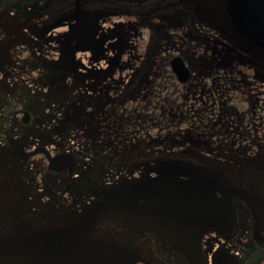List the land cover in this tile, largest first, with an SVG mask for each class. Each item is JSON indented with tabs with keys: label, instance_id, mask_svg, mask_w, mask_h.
Returning a JSON list of instances; mask_svg holds the SVG:
<instances>
[{
	"label": "flooded vegetation",
	"instance_id": "flooded-vegetation-1",
	"mask_svg": "<svg viewBox=\"0 0 264 264\" xmlns=\"http://www.w3.org/2000/svg\"><path fill=\"white\" fill-rule=\"evenodd\" d=\"M63 1L67 3L0 0V127L6 126L14 138L0 142V264H58L63 256L67 261L75 257L80 264H264V190L250 185L254 179L240 170L231 171L237 180L224 181L180 158L160 160L147 154L129 157L118 172L106 168L97 178L85 174L74 154V94L99 90L123 99L128 83L143 82L141 75L132 80L127 44L140 36L143 52L137 71H143L147 62L151 76L170 72L185 89L197 76L180 53L169 51L163 59L154 53L145 57L149 30L139 25L136 14L101 7L94 0ZM140 1L147 7L155 0ZM163 2L162 7L154 6L158 17L183 10L173 0ZM249 43L264 59V44ZM76 47L82 50L74 52ZM174 57L181 58L190 72L185 82L171 68ZM231 77L226 75L229 84L215 92L216 108L220 105L215 146L233 143L239 137V123L261 138L250 155L264 159V74L255 77L253 94L245 97L232 87L237 80ZM54 96L73 98L71 135L65 140L70 146L61 137L68 107H49ZM36 147L45 148L51 157L71 155V169L50 170L43 152L26 161L18 154L19 149ZM112 175L120 179L111 181ZM116 182L113 188L106 187ZM132 185L193 189L210 195L216 210L223 200L226 207L215 220L189 225L174 215L105 206L89 228L103 194ZM219 186L242 195L223 197L216 190Z\"/></svg>",
	"mask_w": 264,
	"mask_h": 264
},
{
	"label": "trees",
	"instance_id": "trees-1",
	"mask_svg": "<svg viewBox=\"0 0 264 264\" xmlns=\"http://www.w3.org/2000/svg\"><path fill=\"white\" fill-rule=\"evenodd\" d=\"M226 75L216 68L185 89L170 72L160 71L157 76L149 73L143 82L128 83L130 93L123 99L99 90L74 94V154L85 174L91 172L90 176L97 178L106 168L118 172L122 163L135 155L182 154L215 147L220 112L215 92L229 84ZM54 99L49 107H68L61 137L70 146L65 140L71 135L73 98ZM35 129L38 134L39 128ZM114 176L111 181L120 179Z\"/></svg>",
	"mask_w": 264,
	"mask_h": 264
},
{
	"label": "rangeland",
	"instance_id": "rangeland-1",
	"mask_svg": "<svg viewBox=\"0 0 264 264\" xmlns=\"http://www.w3.org/2000/svg\"><path fill=\"white\" fill-rule=\"evenodd\" d=\"M155 1L153 3L150 1L145 7L139 4L140 0H94L98 6L124 8L137 15L139 25L145 26L149 30L148 45L144 48L146 58L150 57L151 53L159 55L158 57L161 59L164 58L163 54L169 51L180 53L186 57L197 77H205L210 71H215L217 68L227 73L229 78L231 76V79L236 78L237 81L233 80L232 87L237 89L243 97L253 94L255 77L264 74V59L258 55L259 51L232 27L225 4V8H223L221 0H173V4H177L183 10L172 12L171 16L160 13V17L158 14H154V6L158 3L162 7L165 3L164 0ZM184 2L186 3L184 4ZM66 3L67 1L60 0V5ZM185 5H187V9H185ZM133 31L132 29L131 32ZM138 38L141 39L139 35ZM139 40L137 39L136 43L127 44V67L133 68L131 72L133 74L126 72V75L131 74L132 80L141 75L140 78L145 81L150 73V67L146 65L147 62L142 65L143 71L136 69L143 52L141 45H138ZM230 46H234L235 49ZM136 57L138 60H134ZM135 69L137 72H133ZM196 80L195 77L190 86ZM227 85L224 84V86ZM129 93L126 91L122 97H126ZM238 125L241 127L239 137L233 143L225 141L220 148L210 145L202 148L201 152L192 149L191 152L182 154H175L173 151L148 156L160 160L180 158L181 161L188 162L197 169H204L218 175L224 181L237 180L238 178H234L231 171L240 170V173L254 179L248 182L250 185H257L264 190V159L256 157L255 154L250 155L252 147L261 143V138L242 128V124L238 123ZM5 137L14 139L12 132L9 133L6 126L0 127V142ZM36 158L34 157V159ZM30 169L33 170L34 166H31ZM117 184L116 182L106 187L113 188Z\"/></svg>",
	"mask_w": 264,
	"mask_h": 264
},
{
	"label": "water",
	"instance_id": "water-1",
	"mask_svg": "<svg viewBox=\"0 0 264 264\" xmlns=\"http://www.w3.org/2000/svg\"><path fill=\"white\" fill-rule=\"evenodd\" d=\"M227 15L232 27L249 42L256 45L264 44V0H224ZM82 42H80L81 44ZM89 44L84 48H89ZM82 50L76 47L74 52ZM171 68L180 82H185L190 77V72L179 57H174L170 61ZM26 123L28 115L22 118ZM45 153L48 157V168L54 171L68 170L72 167V156L66 153L57 154L53 157L49 155L43 147H36L31 151L18 150V154L26 161L31 155ZM214 187L215 183H212ZM217 191L223 193V197L235 196L242 193L234 188L217 187ZM132 203V204H131ZM215 200L208 194H203L193 189H178L170 186L150 187L149 189H138L132 185L125 190L118 189L115 193L103 194L98 202L95 214L91 218L89 228L100 216V212L105 206L116 207L122 210H142L148 214L172 217L177 220H185L186 224L215 220L218 214L225 210L226 201L223 200L216 210ZM185 212V213H184ZM185 218V219H184ZM74 260L59 261L58 264H80ZM57 264V263H54Z\"/></svg>",
	"mask_w": 264,
	"mask_h": 264
}]
</instances>
